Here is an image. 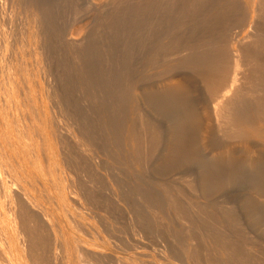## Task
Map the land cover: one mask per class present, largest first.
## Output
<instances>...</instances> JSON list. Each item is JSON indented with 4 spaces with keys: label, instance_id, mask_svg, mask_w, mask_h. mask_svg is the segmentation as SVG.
<instances>
[{
    "label": "rangeland",
    "instance_id": "374dc122",
    "mask_svg": "<svg viewBox=\"0 0 264 264\" xmlns=\"http://www.w3.org/2000/svg\"><path fill=\"white\" fill-rule=\"evenodd\" d=\"M33 1L35 0H0L1 45L2 39L4 38L3 45L2 47L0 46V53H2V55L0 54L2 58L0 59V112H3L0 113V120L3 119L2 121L4 124L0 123V128L2 130L0 131V143L3 145L0 144V149H4V151L0 150V155L3 153L1 155L3 158L0 156V161L2 163H0V166L5 173L4 176L8 178L9 175L11 177V175L14 176V174L17 173H14V170L18 169L19 172L22 170V173L24 172L23 175L28 177L27 179L29 181L26 180L29 182V184H27L28 188L31 191L33 189V195L37 197L41 203H44L47 210L50 211L48 212L51 217L49 221L52 220L50 225L54 226H51V230L56 229L55 231L53 230L52 233L51 230H49V238L51 237L50 239H52L50 242L52 241L53 243L55 241L53 244L51 243V247H54V244L56 245L53 251H57L56 253L58 254L61 252L62 254L60 255H63L62 250L59 251V243H56L55 240L58 235V229H63V235L60 236V238L62 237L61 239L64 240V245L67 244L65 240L69 242L67 244L68 246L66 245L68 248L66 251L67 253L64 255L67 256L70 253L66 264H71V262H73V264L76 262V264H264V148H261L264 147V139L253 137L243 132L245 134H242V139H244L245 142L248 141V146L251 148L250 153H247V151L245 152L246 148L236 139L234 134L237 133L234 131V128L227 124H222V126L219 125L220 128L217 127V125L212 127L209 133L210 138L207 136L208 138L205 139L203 136L204 134H202L199 129L202 125L199 124V121L196 123V120H200V104L209 102L210 96L205 92L202 95L201 93L203 91H198L196 85L194 88L190 86L187 89V87L182 86L173 87L165 82L169 71H178L181 69L189 70L193 67L192 60L195 59L199 61L200 59H204L203 57H209V54L213 56V54H216V51L228 48V44L232 42L231 38L233 34L231 33H234L236 30L240 32L239 38L241 42L243 39H246L248 42L243 40L244 43H241L242 46L240 45V50L245 49L251 51L252 48V52L256 53L257 57L260 56L259 61L264 65V21H262L264 20V11H260L257 8L254 0L253 2L251 0ZM194 3L196 4L195 6L193 5ZM27 4H29L30 7ZM235 4H237V6ZM33 7H36V9L39 7L47 12V20L42 23L41 27L40 24L31 22L29 18L30 11ZM229 7L231 10H229ZM236 7L237 9L235 10ZM198 11L203 13H198ZM9 12L10 14L8 15ZM191 15H193V19L195 20L190 18ZM217 16L220 18H217ZM199 17L200 19H198ZM211 17L214 18L212 19ZM256 17H260V19ZM224 19L226 22H224ZM252 20L257 22H253ZM206 22L208 26L205 24ZM37 24L38 26H36ZM210 27L213 30H209ZM207 28L209 33L207 32ZM34 30L36 32L38 30L39 32L36 33ZM188 31H192V33ZM46 32L48 34H46ZM159 32L162 34H159ZM253 32L254 34H252ZM157 33L160 35V38L158 36L155 37ZM186 34H191L190 38L194 37L195 39H189V36L187 37ZM257 34H259L260 37H257L259 36ZM206 36H208V38ZM244 36H246V38ZM156 38L157 40L155 41ZM5 40L7 41L5 42ZM19 40L20 42H18ZM48 41L51 42L49 43ZM149 41H151L150 44H148ZM145 42H148L147 44L149 46H147ZM193 42H196V44L192 45ZM6 43L8 47L4 46ZM9 43L12 47L9 46ZM28 43L30 44L28 45ZM185 43L186 45L189 43V46L186 47ZM213 44L217 45L214 46ZM243 44L245 46H243ZM16 45H18L17 48ZM24 45H26V47L22 48ZM27 45L29 47H27ZM248 45L251 47L249 48ZM182 46H185L184 49ZM47 47L50 48L48 49ZM172 50H174V54H170L171 52L173 53ZM258 50L259 52H257ZM204 52L205 54L203 55ZM199 53L202 55H199ZM20 54L25 57L21 59V56L19 57ZM28 54L31 55V59ZM163 55L165 56L163 57ZM160 56L162 57L160 58ZM17 57H19L21 61ZM24 58L25 60H23ZM32 58H34L35 61ZM185 58L190 59L191 66L190 64L187 65L188 63H182ZM36 59L41 60L37 61ZM48 63H50L51 67H48ZM53 63H55L54 65L56 66L52 71L50 69L54 66ZM19 65L20 67L22 66L21 69ZM13 67L15 69L17 68L18 72L12 69ZM7 68V72L10 70L8 74L6 72ZM46 70L48 72L51 71L54 76L52 74L50 75V72L47 73ZM65 70L67 74L63 73ZM34 71L35 73L33 75ZM54 71L56 72L55 74ZM61 71L62 74L66 75L65 77L60 74ZM22 73L24 76L26 75L25 78ZM261 73L264 74V67L261 69L260 74ZM13 74L17 78H15ZM39 74H42L40 77L43 76L45 82L43 77L39 78ZM58 75L61 76V78L63 76V79L66 78L64 79V81L67 80L66 83L63 82ZM10 78L12 79L10 80L11 83L8 81ZM19 79L21 80L19 81ZM25 81L31 82H27L28 86H26L27 83ZM61 81L64 85H62L63 83ZM255 81L256 86L254 88L249 84L244 85V88L246 86V94L251 91V88L257 91V93L255 92L252 94V97L256 94V99L255 97L251 98L250 92V94L248 93L244 96L243 102L248 106H253L256 101L262 98V102H264V79ZM35 82L37 84H35ZM23 84L26 85L23 86ZM69 84H72V86L70 85V89L68 87ZM6 86L10 91L6 89ZM13 86H15V91ZM35 86L38 87L36 88ZM46 88L52 91L48 89L46 91ZM4 90L6 92L8 90L10 93L7 94ZM25 90L27 91L26 94ZM38 91L39 93H37ZM55 91L58 93L56 94ZM260 91V95H257ZM13 93L15 95L12 96ZM4 94L8 96V99ZM22 94L23 98H20ZM43 94L44 97H42ZM64 94L65 96H63ZM69 94L72 96V101L74 100L72 103ZM30 95H33V100ZM131 95L134 96V102L138 112L142 115L143 119H145L144 121L147 124L148 131L151 132L150 129H152V132H155L153 135L157 136L155 139L153 135L146 134L150 137H145L147 140L144 139V145H142L137 159L136 156L130 153V148L125 144L127 141L124 139L126 138V121L130 115ZM35 97H37V100ZM65 97H67L66 101L62 99ZM18 98L20 103L17 102ZM207 98L208 100H206ZM42 99L43 101H47V106L45 103H40ZM252 99L255 100L252 101ZM169 101L170 103H168ZM6 102H9L8 105L13 104L15 107L11 105V108H13L10 110V106H8ZM14 102H16V105ZM24 103L30 104L32 107L30 105L27 106L29 109L31 107V109L29 110ZM3 104H5V106H3ZM53 104H56V107L55 105L53 107ZM43 105L45 108L44 110L42 108ZM33 106L36 107L35 110H33ZM67 107H69V110L67 109L66 111L65 108ZM52 109L54 111H52ZM70 109L73 110L74 113ZM17 110L19 112H17ZM36 110L37 112L39 111V113H35ZM31 111L36 115L35 117L34 115L31 116ZM45 111L50 113H46ZM66 112H68L67 115H65ZM102 112L103 115L106 113L108 117L106 114L103 116ZM37 114L44 116L42 119L47 116L45 121L41 119L40 115L37 117ZM68 114L69 117H67ZM189 114L196 118L195 126L193 124L194 122L190 123L193 126L186 122L181 123L184 118L183 115L189 116ZM21 115H23V118ZM18 116H20L21 119ZM50 116H53V119L50 118ZM13 117L14 121L12 120ZM57 117L58 119H56ZM38 118H40V123H43L42 125L37 121ZM19 120L20 123L22 122L21 124ZM15 121L18 123H14ZM12 123H14V125ZM148 124L150 125L148 126ZM183 124L188 127L186 126L184 128ZM1 125L4 127H1ZM35 125H37V127ZM23 126L27 127L23 128ZM60 126L62 128H60ZM15 128H19L18 134ZM37 128L41 129L42 133L38 130L37 134ZM50 128L52 129V132H50L52 135L49 134ZM173 128L176 129V131ZM3 129L5 130L3 131ZM24 129L25 132L26 130L27 132L22 134ZM47 129H49L48 132ZM62 129H64L65 132H63L64 130L62 131ZM19 130L23 131L21 132ZM53 130H55L56 134H60L61 132L63 135L62 138L66 140L64 147L66 146L65 148H67L69 152L63 149L65 151L63 152V158H61V147L58 145L59 143L55 138ZM6 131L9 132L5 133ZM14 132H16V136ZM74 132L75 135L77 134L75 142L67 140L65 136H70L74 134ZM27 133L30 136H28L29 138L24 137V134L26 136ZM39 133L41 137H39ZM218 133L220 138H218ZM7 134L8 136L6 137ZM211 134L213 135L211 136ZM214 135L217 136V139ZM151 136L154 137L153 142L152 139H150ZM3 137L5 138L3 139ZM27 138L33 139V143L30 139V141H28L29 144H26ZM45 138L47 139L46 141ZM223 138L226 145L225 143H221ZM35 139H37V141ZM219 139L221 140L219 141ZM20 142H22V144ZM40 142L43 149L39 144ZM67 142L68 144H66ZM238 142L240 144H238ZM15 143H18L19 148ZM54 143H56V146ZM217 143L219 144V148L217 147ZM8 144H10L9 147L6 146ZM31 144L34 150L33 152L30 150ZM232 144L233 147L235 146L234 149L232 148ZM87 145L90 146L88 147ZM238 145H240V147ZM20 146H22V148H20ZM37 146L40 147L37 148ZM49 146L50 148H48ZM53 147L55 149H53L54 154H52ZM57 147L59 152L56 150ZM221 147L224 148V150H222ZM226 148L229 150H226ZM14 150L18 155L13 154L15 153ZM41 150L45 151L46 154ZM30 151L32 153L36 152L35 156ZM49 151H51V153ZM228 151H232L233 153ZM26 152L28 154L27 156ZM70 152L74 153L73 157H70L72 156ZM87 152L88 155L85 154ZM5 155L10 158V160H8ZM49 155L50 158H52L51 160L48 159ZM52 155L56 157L54 156V158ZM65 155L71 160L75 159V161L73 160V162H71ZM44 156L48 157L44 158ZM92 156H94L95 159ZM63 159L70 161L65 162ZM5 160H7V164L4 162ZM11 160L16 161L13 163L18 164V166H14L15 164L13 163H8L12 162ZM48 160L52 163H49ZM29 161L30 164H28ZM56 161L59 164H57ZM74 162L76 164L77 162L79 163V165L77 164L78 167ZM69 163H74L72 164L73 167H70ZM65 165L66 167L68 166V168L70 167V170H68ZM12 166L17 167V169ZM81 166L84 168V172L81 170ZM74 167L75 169H73ZM9 169H11V171ZM73 170L76 171L75 173L78 174H76L78 177ZM10 172L11 174H9ZM79 176H81V178ZM83 179L85 181H83ZM88 180L90 182H88ZM39 183L45 186L46 191H43V188L41 190L42 185ZM35 187H37L36 190H34ZM86 190L89 191L87 192ZM89 193L90 195L92 194V198ZM48 194L50 196H48ZM47 200H50V202ZM89 200H91V202ZM76 201L78 202V206L80 205L79 203L83 206L78 207ZM176 203H179L178 205H180V208ZM61 205L62 207L64 205V207L62 208ZM72 208H74V210H72ZM179 210H183V212ZM71 211H73L74 214ZM62 213L67 214L63 215ZM68 216H74L75 219L72 220L74 217L69 219ZM66 217H68V219ZM70 220L72 221L70 222ZM75 222L77 224H75ZM193 240H195V243ZM70 242L73 244L70 245ZM75 243L79 245V248ZM80 249L83 251H78ZM73 252H75V254ZM86 252L89 253L90 258L82 254ZM58 254L56 255L57 257L59 256ZM71 254L73 257L70 256ZM70 259L71 262L69 261ZM210 260H212V262Z\"/></svg>",
    "mask_w": 264,
    "mask_h": 264
},
{
    "label": "bare ground",
    "instance_id": "6f19581e",
    "mask_svg": "<svg viewBox=\"0 0 264 264\" xmlns=\"http://www.w3.org/2000/svg\"><path fill=\"white\" fill-rule=\"evenodd\" d=\"M36 1V0H35ZM35 1H33V2H35ZM178 1V0H177ZM188 1V0H187ZM186 1V2H187ZM207 1V0H206ZM210 1H212V0H210ZM252 2H253V0H251ZM148 2V1H147ZM152 2V1H151ZM195 2H197V1H195ZM254 2H255V4L257 5V8L260 10V11H264V0H254ZM27 3V2H26ZM146 3V2H145ZM179 3V2H178ZM185 3V2H184ZM200 3H203V2H200ZM200 3H198V4H200ZM208 3V2H207ZM4 4V3H3ZM8 4V3H7ZM37 4V3H36ZM133 4V3H132ZM131 4V5H132ZM183 4V3H182ZM186 4V3H185ZM204 4V3H203ZM202 4V5H203ZM210 4H211V2H210ZM218 4H219V2H218ZM9 5V4H8ZM26 5V4H25ZM28 6H29V4H27ZM194 6L196 5L195 3L193 4ZM224 5V4H223ZM236 6H237V4H235ZM3 6V5H2ZM15 6V5H14ZM19 6V5H18ZM200 6V5H199ZM217 6H219V5H217ZM16 7V6H15ZM30 7V6H29ZM158 7V6H157ZM221 7V6H220ZM233 7V6H232ZM12 8V7H11ZM17 8V7H16ZM22 8V7H21ZM32 8V7H31ZM196 8V7H195ZM199 8V7H198ZM206 8V7H205ZM213 8V7H212ZM211 8V9H212ZM230 8V7H229ZM30 9V8H29ZM158 9V8H157ZM191 9V8H190ZM189 9V10H190ZM210 9V10H211ZM219 9V8H218ZM224 9V8H223ZM226 9V8H225ZM237 9V7L235 8V10ZM192 10V9H191ZM208 10V9H207ZM227 10V9H226ZM229 10H231V8L229 9ZM228 10V11H229ZM234 10V9H233ZM221 11V10H220ZM10 12H12V11H10ZM10 12L8 13V15L10 14ZM201 11H198V13H200ZM216 12V11H215ZM257 12V11H256ZM27 13V12H26ZM195 13V12H194ZM197 13V12H196ZM203 12H201V14H202ZM229 13V12H228ZM213 14H215V13H213ZM224 14V13H223ZM6 15V14H5ZM215 15H217V14H215ZM226 15H227V13H226ZM15 16V15H14ZM198 16H199V14H198ZM260 16V15H259ZM219 16H217V18H218ZM222 17V16H221ZM226 17V16H225ZM228 17H229V15H228ZM10 18H11V15H10ZM29 18H30V20H31V22H33V23H38V24H40V27H41V25H42V23L45 21V20H47V12L44 10V9H41V8H37L36 9V7L34 8L33 7V9L30 11V14H29ZM190 18H192V20H195V19H193V15H191V17ZM189 18V19H190ZM195 18V17H194ZM210 18V17H209ZM212 18V17H211ZM214 18V17H213ZM212 18V19H213ZM220 18V17H219ZM230 18V17H229ZM257 18V17H256ZM198 19H200V17L198 18ZM254 19V18H253ZM257 19H260V17L259 18H257ZM191 20V21H192ZM208 20H210V19H208ZM227 20H228V18H227ZM213 21V20H212ZM253 21V20H252ZM255 21V20H254ZM253 21V22H254ZM262 21H264V20H262ZM147 22H149V21H147ZM194 22V21H193ZM211 22V21H210ZM210 22H208V23H210ZM223 22V21H222ZM224 22H226L225 21V19H224ZM252 22V23H253ZM255 22H257V21H255ZM50 23V22H49ZM151 23V22H150ZM149 23V24H150ZM153 23V22H152ZM212 23V22H211ZM214 23V22H213ZM215 23H217V22H215ZM219 23V22H218ZM262 23V22H261ZM38 24L36 25V26H38ZM206 25H207V22L205 23ZM224 24V23H223ZM11 25V24H10ZM182 25V24H181ZM186 25V24H185ZM204 25V24H203ZM221 25V24H220ZM252 25V24H251ZM255 25V24H254ZM34 26V25H33ZM44 26H45V24H44ZM46 26H47V22H46ZM51 26V25H50ZM202 26V25H201ZM208 26V25H207ZM211 26H212V24H211ZM262 26V25H261ZM35 27V26H34ZM183 27V26H182ZM214 27V26H213ZM254 27V26H253ZM13 28V27H12ZM181 28V27H180ZM189 28V27H188ZM191 28H192V26H191ZM195 28H197V27H195ZM199 28H200V26H199ZM234 28V27H233ZM256 28V27H255ZM260 28V27H259ZM2 29V28H1ZM36 29V28H35ZM52 29V28H51ZM212 28L210 27V29L209 30H211ZM222 29V28H221ZM225 29V28H224ZM253 29V28H252ZM257 29V28H256ZM264 29V28H263ZM31 30V29H30ZM46 30V29H45ZM48 30H49V25H48ZM179 30V29H178ZM203 30V29H202ZM213 30V29H212ZM235 30V29H234ZM35 31V30H34ZM42 31V30H41ZM154 31H156V30H154ZM205 31V30H204ZM0 32H2L1 30H0ZM5 32V31H4ZM36 32V31H35ZM37 32H39L38 30H37ZM36 32V33H37ZM49 32V31H48ZM189 32V31H188ZM207 32L209 33V31H208V28H207ZM213 32V31H212ZM219 32H220V30H219ZM232 32H234V31H232ZM255 32V31H254ZM254 32L252 33V34H254ZM260 32V31H259ZM264 32V31H263ZM22 33V32H21ZM153 33V32H152ZM156 33V32H155ZM186 33H187V30H186ZM189 33H192V31L191 32H189ZM204 33V32H203ZM216 33V32H215ZM262 33V32H261ZM46 34H48L47 32H46ZM159 34H162V33H160L159 32ZM198 34V33H197ZM207 34V33H206ZM228 34V33H227ZM231 34H233V36H232V38H231V40H232V42H230L229 44H228V48H226V49H223V50H218V51H216V49H215V55L213 54V56H210V54L208 55L209 57H203L204 59H200L199 61H196L195 59L194 60H192V62H193V67H191L189 70L188 69H181V70H178V71H175V70H171V71H169V73H168V75L166 76V80H165V82L168 84V85H170V86H173V87H180V86H182V87H187V89L190 87V86H192L193 88L195 87V85H196V87L198 88V91H203L201 94L203 95V93L205 92L206 94H208V96H210V101L209 102H204V103H201L200 104V120L198 119V120H196V123H198V121H199V124H201L202 125V129L201 128H199L200 129V132L202 133V134H204L203 136L205 137V139H207L208 137L207 136H209V133H210V131H211V129H212V127H214V126H216L217 125V127H219V125L220 126H222V124H227L228 126L229 125H231L233 128H234V131L237 133V134H234L235 135V137H236V139L241 143V145H243L245 148H246V150H245V152L247 151V153L249 152L250 153V149L251 148H249V146H248V143L247 142H245L244 141V139H242V134H245V133H247L248 135H250V136H253V137H258V138H261V139H264V102H262L263 101V98L259 101H256L255 103H254V105L253 106H248L247 104H245L244 102H243V99L245 98L244 96L245 95H247L249 92L251 93V98H253V97H255V95L252 97V94H254L255 92L257 93V91L255 90V89H253L255 86H256V81L255 80H262V79H264V74L263 73H261L260 74V72H261V69L264 67V65L259 61V58H260V56L259 57H257V55H256V53H253L252 52V48H251V51L250 50H245V49H242V50H240V47L242 46L241 45V43L243 42V40H242V42H241V39L239 38V35H240V32L239 31H235L234 33H231ZM250 34H251V32H250ZM249 34V35H250ZM5 35V34H4ZM24 35V34H23ZM27 35V34H26ZM38 35V34H37ZM42 35V34H41ZM50 35V34H49ZM154 35V34H153ZM187 35V34H186ZM193 35H194V33H193ZM218 35V34H217ZM220 35V34H219ZM248 35V34H247ZM257 35H259V34H257ZM11 36V35H10ZM159 37L160 35H158V33H157V35L155 36V37ZM189 36V39H195L194 37H192V38H190V36H191V34L190 35H187V37ZM205 36V35H204ZM253 36V35H252ZM4 37V36H3ZM27 37V36H26ZM50 37V36H49ZM207 38H208V36H206ZM245 38H246V36H244ZM251 37V36H250ZM254 37V36H253ZM257 37H260V35L259 36H257ZM262 37V36H261ZM7 38V37H6ZM11 38V37H10ZM40 38H41V36H40ZM47 38V37H46ZM160 38V37H159ZM184 38V37H183ZM201 38V37H200ZM200 38H199V40H200ZM203 38V37H202ZM205 38V37H204ZM226 38V37H225ZM23 39V38H22ZM30 39V38H29ZM37 39V38H36ZM177 39V38H176ZM256 39V38H255ZM254 39V40H255ZM4 40V38L2 39V45H3V41ZM27 40H28V38H27ZM32 40H34V39H32ZM41 40V39H40ZM51 40V39H50ZM154 40V39H153ZM157 40V38L155 39V41ZM187 40V39H186ZM197 40V39H196ZM246 40V39H245ZM244 40V41H245ZM261 40H262V38H261ZM7 40H5V42H6ZM11 41H12V38H11ZM26 41V40H25ZM29 41V40H28ZM205 41H206V38H205ZM18 42H20V40L18 41ZM32 42V41H31ZM41 42H42V40H41ZM49 42V41H48ZM51 42V41H50ZM49 42V43H50ZM153 42V41H152ZM190 42H192V41H190ZM189 42V43H190ZM197 42H198V40H197ZM228 42V41H227ZM246 42H247V40H246ZM262 42V41H261ZM10 43H12V42H10ZM9 43V44H10ZM47 43V42H46ZM146 43V42H145ZM144 43V44H145ZM148 43V42H147ZM146 43V44H147ZM151 43V41H149V43L148 44H150ZM173 43V42H172ZM189 43L186 45V43H185V45H186V47H188L189 46ZM244 43V42H243ZM248 43V42H247ZM14 44V43H13ZM25 44H26V42H25ZM30 43H28V45H29ZM41 44H43V43H41ZM147 44V46H149ZM160 44V43H159ZM163 44H165V43H163ZM176 44H179V43H176ZM191 44V43H190ZM194 44H196V42H193V44L192 45H194ZM207 44V43H206ZM221 44V43H220ZM258 44V43H257ZM2 45L0 44V46L2 47ZM27 45V47H29ZM39 45V44H38ZM50 45H52V44H50ZM71 45V44H70ZM162 45V44H161ZM166 45V44H165ZM214 46H216L217 44H213ZM224 45V44H223ZM241 45V46H240ZM4 46H7V43H6V45L4 44ZM3 46V47H4ZM9 46H11V44L9 45ZM17 46L18 45H16V48H17ZM19 46H20V44H19ZM33 46H36V45H33ZM32 46V47H33ZM42 46V45H41ZM40 46V47H41ZM46 46V45H45ZM57 46H58V44H57ZM176 46H178V45H176ZM220 46V45H219ZM243 46H245L244 44H243ZM249 46V45H248ZM262 46H263V44H262ZM8 47V46H7ZM12 47V46H11ZM23 47H26V45H24V46H22V48ZM51 47V46H50ZM49 47V48H50ZM53 47V46H52ZM163 47H164V45H163ZM179 47H180V45H179ZM185 47V46H184ZM184 47L182 46V48L184 49ZM218 47V46H217ZM221 47V46H220ZM251 46H249V48H250ZM257 47V46H256ZM18 48H20V47H18ZM48 48V47H47ZM48 48V49H49ZM157 48V47H156ZM165 48V47H164ZM181 48V47H180ZM214 48V47H213ZM222 48V47H221ZM38 49H40V48H38ZM43 49V48H42ZM155 49V48H154ZM174 49H175V47H174ZM183 49H182V51H183ZM218 49V48H217ZM261 49H263V48H261ZM3 50V49H2ZM1 50V51H2ZM4 50H5V48H4ZM23 50V49H22ZM199 50V49H198ZM197 50V51H198ZM202 50V49H201ZM256 50V49H255ZM18 51V50H17ZM42 51V50H41ZM157 51V50H156ZM160 51V50H159ZM173 51V53L171 52L170 54H174V50H172ZM210 51V50H209ZM254 51V50H253ZM6 52V51H5ZM39 52H40V50H39ZM198 52H200V51H198ZM257 52H259V50L257 51ZM12 53V52H11ZM21 53H23V52H21ZM162 53V52H161ZM160 53V54H161ZM209 53V52H208ZM262 53V52H261ZM1 55H2V53H0ZM6 54V53H5ZM16 54V53H15ZM44 54V53H43ZM50 54V53H49ZM53 54V53H52ZM158 54V53H157ZM162 54H164V53H162ZM165 54H166V52H165ZM168 54V53H167ZM185 54V53H184ZM197 54V53H196ZM205 54V52L203 53V55ZM264 54V53H263ZM9 55V54H8ZM29 55V54H28ZM42 55V54H41ZM59 55V54H58ZM57 55V56H58ZM159 55V54H158ZM169 55V54H168ZM177 55V54H176ZM175 55V56H176ZM198 55V54H197ZM199 55H202V54H200L199 53ZM21 56V54L19 55V57ZM31 55H29V57H30ZM34 56H35V53H34ZM33 56V57H34ZM44 56V55H43ZM42 56V57H43ZM52 56V55H51ZM165 55H163V57H164ZM174 56V57H175ZM194 56H196V55H194ZM194 56H193V58H194ZM262 56V55H261ZM9 57V56H8ZM19 57H17V58H19ZM22 57H25L24 55L23 56H21V59H22ZM29 57H28V60H29ZM45 57V56H44ZM162 56H160V58H161ZM169 57H170V55H169ZM179 57V56H178ZM196 57H198V56H196ZM5 58H6V56H5ZM41 58V57H40ZM48 58V57H47ZM54 58H55V55H54ZM58 58V57H57ZM189 58V57H188ZM188 58H185L183 61H182V63H188L187 65H189L190 64V66H191V61H189L190 59H188ZM202 58V57H201ZM0 59H2L1 58V56H0ZM4 59V58H3ZM14 59H15V56H14ZM13 59V60H14ZM30 59H31V57H30ZM32 59H34V58H32ZM170 59V58H169ZM197 59V58H196ZM9 60V59H8ZM12 60V61H13ZM19 60H20V58H19ZM23 60H25V58L23 59ZM22 60V61H23ZM37 61L38 60H41V59H36ZM57 60H59V59H57ZM61 60V59H60ZM159 60H161V59H159ZM21 61V60H20ZM30 61V60H29ZM34 61H35V59H34ZM47 61V60H46ZM62 61V60H61ZM4 62H5V60H4ZM8 62V61H7ZM25 62V61H24ZM39 62H41V61H39ZM59 62V61H58ZM147 62H148V60H147ZM9 63V62H8ZM15 63V62H14ZM19 63V62H18ZM21 63V62H20ZM25 63H27V62H25ZM45 63V62H44ZM51 63V62H50ZM50 63H48L49 64V66L48 67H51L50 66ZM60 63V62H59ZM5 64V63H4ZM41 64V63H40ZM43 64V63H42ZM55 63H53V65H54ZM61 64V63H60ZM9 65V64H8ZM18 65V64H17ZM31 65V64H30ZM35 64L33 63V66H34ZM45 65V64H44ZM43 65V66H44ZM62 65V64H61ZM186 65V64H185ZM14 66H16V65H14ZM24 66V65H23ZM56 65H54L53 67H52V69H50V70H54ZM57 66H58V64H57ZM162 66V65H161ZM182 66V65H181ZM180 66V67H181ZM22 67V66H21ZM21 67H20V65H19V68L21 69ZM25 67H26V65H25ZM35 67V66H34ZM45 67V66H44ZM59 67H60V65H59ZM65 67V66H64ZM4 68V67H3ZM11 68V67H10ZM28 68V67H27ZM36 68L38 69V67L36 66ZM35 68V69H36ZM12 69H15L14 67L12 68ZM19 69V70H20ZM32 69V68H31ZM37 69H36V72H37ZM44 69V68H43ZM46 69H48V68H46ZM62 69H63V66H62ZM65 69V68H64ZM170 69V68H169ZM7 70H8V68L6 69V72H7ZM24 70V69H23ZM160 70V69H159ZM2 71V70H1ZM15 71H17V68L15 69ZM15 71H14V74H15ZM33 71V70H32ZM47 71V70H46ZM56 71H58V70H56ZM9 73H10V70L8 71ZM8 72H7V74H8ZM18 72V71H17ZM24 72V71H23ZM28 72V71H27ZM30 72V71H29ZM50 72V75L52 74L53 75V73L51 72V71H49ZM48 71H47V73H49ZM12 73H13V71H12ZM11 73V74H12ZM26 73V72H25ZM34 73H35V71L33 72V75H34ZM45 73V72H44ZM56 72L54 71V74H55ZM63 73H66V70H65V72H63ZM13 74V76L15 77V75ZM21 74V73H20ZM38 74V73H37ZM36 74V75H37ZM58 74V73H57ZM60 74H62V71L60 72ZM67 74V73H66ZM22 75H23V73H22ZM40 75H42V74H39V78H42V77H40ZM48 75V74H47ZM64 77L66 76V75H64V74H62ZM7 76V75H6ZM10 76V75H9ZM8 76V77H9ZM17 76V75H16ZM24 76V75H23ZM26 76V75H25ZM25 76H24V78H25ZM28 76V75H27ZM54 76V75H53ZM63 76H62V78H61V76H59L58 75V77L59 78H61L62 80H63V82H65L66 83V81L67 80H65L64 81V79H66V78H64L63 79ZM151 76V75H150ZM153 76V75H152ZM11 77V76H10ZM35 77V76H34ZM48 77H49V75H48ZM57 77V76H56ZM159 77V76H158ZM15 78H17V77H15ZM160 78V77H159ZM32 79V78H31ZM37 79V78H36ZM10 80H12L11 78L10 79H8V81H10ZM21 79H19V81H20ZM25 80V79H24ZM26 80H27V78H26ZM30 80V79H29ZM40 80V79H39ZM43 80H44V82H45V78L43 77ZM50 80V79H49ZM48 80V81H49ZM68 80H69V78H68ZM151 80H153V79H151ZM8 81H6V82H8ZM15 81V80H14ZM34 81V80H33ZM52 81V80H51ZM59 81V80H58ZM157 81V80H156ZM26 83L28 82V81H25ZM31 82V81H30ZM30 82H28V83H30ZM38 82H41V81H38ZM62 82V81H61ZM62 82V83H63ZM154 82V81H153ZM260 82V81H259ZM262 82V81H261ZM10 83H11V81H10ZM12 83H15V82H12ZM28 83H27V85L26 86H28ZM33 83V82H32ZM31 83V84H32ZM43 83V82H42ZM47 83V82H46ZM49 83H50V81H49ZM52 83V82H51ZM57 83H59V82H57ZM69 83V82H68ZM17 84H18V82H17ZM19 84L21 85V83L19 82ZM35 84H37L36 82H35ZM34 84V85H35ZM40 84V83H39ZM38 84V85H39ZM246 84H249V85H252L251 87H253V88H251V91H249L247 94H246V86H245V88H244V85H246ZM9 85V84H8ZM14 85V84H13ZM24 84H23V86H25ZM44 85H46V84H44ZM54 85H55V83H54ZM62 85H64V83L62 84ZM61 85V86H62ZM70 85L72 86V84H69V89H70ZM156 85V84H155ZM16 86V85H15ZM15 86H13L14 87V91H15ZM66 86V85H65ZM11 87H12V85H11ZM18 87H20V86H18ZM32 87V91H33V85L31 86ZM36 87V86H35ZM38 87V86H37ZM36 87V88H37ZM40 87H42V86H40ZM40 87H39V89H40ZM48 87V86H47ZM258 87V86H257ZM10 88V87H9ZM50 88V87H49ZM249 88V87H248ZM6 89H8V87L6 86ZM11 89V88H10ZM18 89V88H17ZM47 89L48 88H46V91H47ZM61 89V88H60ZM196 89V88H195ZM194 89V90H195ZM250 89V88H249ZM9 90V89H8ZM8 90H7V94H9L10 92H8ZM13 90V89H12ZM20 90V89H19ZM22 90V89H21ZM35 90V89H34ZM42 90V89H41ZM48 90H50V89H48ZM68 90V89H67ZM193 90V91H194ZM259 90V89H258ZM261 90V89H260ZM10 91V90H9ZM13 91V92H14ZM27 91H28V89H27ZM26 90H25V94H26V92H27ZM31 91V92H32ZM43 91V90H42ZM50 91H52V90H50ZM192 91V90H191ZM248 91V90H247ZM18 92V91H17ZM30 92V91H29ZM49 92V91H48ZM174 92V91H173ZM180 92H181V89H180ZM16 93V92H15ZM23 93V92H22ZM34 93V92H33ZM37 93H39V91L37 92ZM43 93V92H42ZM55 93H56V91H55ZM58 93V92H57ZM56 93V94H57ZM195 93V92H194ZM249 93V94H250ZM260 93H261V91L259 92V94H257V95H260ZM17 94V93H16ZM20 94H21V91H20ZM24 94V93H23ZM23 94H22V97L20 96V98H23ZM35 94V93H34ZM44 94H45V92H44ZM44 94H43V96L42 97H44ZM46 94H47V92H46ZM188 94V93H187ZM5 95V94H4ZM13 95H15L14 93L12 94V96ZM19 95V94H18ZM51 95V94H50ZM70 95V94H69ZM182 95H183V93H182ZM185 95V94H184ZM201 95V96H202ZM7 95H5V97H6ZM25 96H27V95H25ZM25 96H24V98H25ZM32 96V97H31ZM36 96V95H35ZM38 96V95H37ZM40 96V95H39ZM47 96V95H46ZM63 96H65V94L63 95ZM71 96V95H70ZM174 96H175V94H174ZM177 96V95H176ZM200 96V97H201ZM249 96V97H250ZM30 97L32 98V100H33V95H30ZM51 97V96H50ZM59 97H60V95H59ZM171 97V96H170ZM205 97V96H204ZM207 97V96H206ZM36 98V100H37V97H35ZM41 98V97H40ZM47 98V97H46ZM53 98H54V96H53ZM52 98V99H53ZM55 98H56V96H55ZM58 98V97H57ZM67 97H65V98H62V99H65V101L67 100L66 99ZM71 98V103L74 101H72V96L70 97ZM202 98V97H201ZM7 99H8V96H7ZM61 99V100H62ZM255 99H256V97H255ZM255 99H252V101L253 100H255ZM12 100H13V98H12ZM11 100V101H12ZM15 100H16V97H15ZM29 100H31V99H29ZM35 100V101H36ZM48 100V99H47ZM174 100V99H173ZM206 100H208V98L206 99ZM249 100V99H248ZM5 101H6V99H5ZM9 101V100H8ZM14 101V100H13ZM20 101H21V99H20ZM41 101V100H40ZM50 101H51V98H50ZM58 101H59V99H58ZM78 101V100H77ZM76 101V102H77ZM130 101H131V106H130V115L128 116V118H127V121H126V130H125V136H126V138H124V139H126V145H128V147L130 148V153L132 154V155H134V156H136V159L138 158V156H139V154H140V151H141V147H142V145H144L143 143H144V139H146L145 137H150V136H148V135H153L155 132H152V129H150V131L151 132H149L148 131V127L146 126L147 124H146V122L144 121L145 119H143V117H142V115L138 112V110H137V107H136V105H135V102H134V96H132L131 95V97H130ZM17 102H19V98H18V101ZM24 102V101H23ZM22 102V103H23ZM26 102L28 103V101L26 100ZM31 102V101H30ZM29 102V103H30ZM46 102L47 101H43V99H42V101L40 102V103H45V105H46ZM53 102V101H52ZM62 102V101H61ZM68 102V101H67ZM76 102H75V104H76ZM173 102V101H172ZM5 103V102H4ZM7 103V102H6ZM9 103V102H8ZM8 103H7V105H8ZM15 103V105H16V102H14ZM20 103V102H19ZM32 103V102H31ZM54 103V102H53ZM59 103H60V101H59ZM65 103V102H64ZM168 103H170V101L168 102ZM167 103V104H168ZM251 103V102H250ZM24 104H26V103H24ZM37 104V103H36ZM48 104H49V102H48ZM63 104V103H62ZM62 104H61V107H62ZM74 104V105H75ZM161 104V103H160ZM7 105H6V107H7ZM11 105H13V104H11ZM11 105H8V106H10V110H12V108H11ZM28 104H26V107H28L27 106ZM33 105V104H32ZM51 105V104H50ZM54 105H55V107H56V104H53V107H54ZM78 105V104H77ZM3 106H5V104H3ZM14 106V105H13ZM23 106V105H22ZM31 106V105H30ZM34 106H36V105H34ZM33 106V110H35V108L36 107H34ZM41 106H42V104H41ZM47 106V105H46ZM49 106V105H48ZM68 106H69V103H68ZM72 106V105H71ZM70 106V107H71ZM170 106V105H169ZM175 106V105H174ZM5 107V108H6ZM15 107V106H14ZM18 107H19V105H18ZM17 107V108H18ZM26 107H25V110H26ZM32 107V106H31ZM31 107H30V109H31ZM166 107V106H165ZM20 108H21V106H20ZM19 108V110L21 111V109ZM23 108V107H22ZM43 110L45 109L44 108V105H43ZM59 108H60V106H59ZM63 108V107H62ZM69 107H67V108H65L66 109V111H67V109H68ZM78 108V107H77ZM161 108H162V106H161ZM16 109V108H15ZM28 109H29V107H28ZM29 109V110H30ZM39 109V108H38ZM164 109V108H163ZM177 109V108H176ZM176 109H175V111H176ZM8 110H9V108H8ZM56 110V109H55ZM60 110V109H59ZM69 110V109H68ZM71 110V109H70ZM172 110V109H171ZM178 110V109H177ZM184 110V109H183ZM188 110V109H187ZM1 111H2V109H1ZM4 111H6V110H4ZM16 111V110H15ZM22 111H23V109H22ZM40 111H42V110H40ZM46 111H48V110H46ZM45 111V112H46ZM52 111H54L53 109H52ZM73 113H74V111L73 110H71ZM70 111V112H71ZM167 111H168V109H167ZM7 112V111H6ZM17 112H19L18 110H17ZM24 112V111H23ZM23 112H22V114H23ZM37 112V110L35 111V113ZM57 112V111H56ZM60 112V111H59ZM62 112V111H61ZM69 112V111H68ZM68 112H66V114L65 115H67V113ZM77 112V111H76ZM166 112V111H165ZM169 112V111H168ZM190 112V111H189ZM0 113H3V112H0ZM8 113V112H7ZM10 113V112H9ZM13 113V112H12ZM30 113H32V115L31 116H33L34 115V117L36 116L35 114H33V111H31ZM37 113H39V111L37 112ZM46 113H50V112H46ZM58 113V112H57ZM65 113V112H64ZM63 113V114H64ZM105 113V112H104ZM170 113V112H169ZM172 113H175V112H172ZM14 114V113H13ZM16 114V113H15ZM24 114H26V113H24ZM29 114V113H28ZM41 114H42V112H41ZM55 114V113H54ZM106 114V113H105ZM105 114L103 115V112H102V115L103 116H105ZM4 115V114H3ZM27 115V114H26ZM38 115H40V114H37V117H38ZM51 115H52V113H51ZM61 115H62V113H61ZM71 115V114H70ZM74 115V114H73ZM107 115V114H106ZM1 116V115H0ZM6 116H7V114H6ZM5 116V117H6ZM10 116V115H9ZM14 116V115H13ZM59 116V115H58ZM77 116V115H76ZM182 116V115H181ZM184 116V118L182 119V122L181 123H183V122H186V123H188V124H190L191 122H194L193 124H194V126L196 125L195 124V117H193V115L192 116H190V114H189V116H185V115H183ZM18 117H20V116H18ZM21 117L23 118V115H21ZM21 117H20V119H21ZM40 117H41V119H42V117H44V116H42V115H40ZM47 116H45V118H46ZM67 117H69V114H68V116ZM107 117H108V115H107ZM107 117H105V118H107ZM45 118H43L42 120H44L45 121ZM50 118H52L53 119V116L51 117L50 116ZM50 118H47V119H50ZM60 118H62V117H60ZM73 118V117H72ZM179 118V117H178ZM177 118V119H178ZM6 119V118H5ZM5 119H4V121H5ZM14 119V117L12 118V120ZM25 119V118H24ZM29 119V118H28ZM35 119V118H34ZM39 119L40 118H38V122L40 123L41 121H39ZM56 119H58V117L56 118ZM55 119V120H56ZM66 119V118H65ZM69 119V118H68ZM102 119V118H101ZM3 120V119H2ZM2 120H0L1 122V124H3V121ZM31 120V119H30ZM36 120V119H35ZM60 120V119H59ZM58 120V121H59ZM63 120V119H62ZM61 120V121H62ZM76 120H77V118H76ZM79 120V119H78ZM11 121V120H10ZM14 121V120H13ZM22 121H24V120H22ZM33 121V120H32ZM49 121V120H48ZM54 121V120H53ZM64 121V120H63ZM62 121V122H63ZM69 121V120H68ZM105 121H106V119H105ZM176 121H178V120H176ZM12 122V121H11ZM30 122V121H29ZM28 122V123H29ZM34 122V121H33ZM57 122V121H56ZM74 122H76V121H74ZM80 122V121H79ZM179 122V121H178ZM5 123V122H4ZM9 123V122H8ZM14 123H18L17 121H15ZM14 123H12L13 125H14ZM19 123H20V120H19ZM22 123V122H21ZM20 123V124H21ZM27 123V122H26ZM25 123V124H26ZM82 123V122H81ZM107 123V122H106ZM175 123V122H174ZM34 124H35V122H34ZM33 124V125H34ZM37 124V123H36ZM41 124V123H40ZM43 124V123H42ZM41 124V125H42ZM52 124V123H51ZM55 124V123H54ZM76 124V123H75ZM83 124V123H82ZM176 124V123H175ZM180 124V123H179ZM4 125V124H3ZM3 125H1V127L3 126ZM17 125V124H16ZM15 125V126H16ZM30 125H31V123H30ZM40 125V126H41ZM74 125V124H73ZM150 124H148V126H149ZM181 125V124H180ZM190 125H192V124H190ZM189 125V126H190ZM15 126H13V127H15ZM20 126H22V125H20ZM36 127H37V125H35ZM58 126V125H57ZM62 126V125H61ZM60 126V128H62ZM65 126V125H64ZM183 126H184V124H183ZM187 126V125H186ZM186 126H184V128L186 127ZM193 126V125H192ZM224 126V125H223ZM228 126H227V129L229 130V128H228ZM4 127V126H3ZM25 127H27V126H25ZM24 126H23V128H25ZM39 127V126H38ZM41 127H43V126H41ZM51 127V126H50ZM53 127V126H52ZM66 127V126H65ZM188 127V126H187ZM200 127V126H199ZM216 127V128H217ZM224 127H226V126H224ZM223 127V129H224V131H225V128ZM7 128V127H6ZM22 128V127H21ZM32 128V127H31ZM33 128H34V126H33ZM32 128V129H33ZM49 128V127H48ZM57 128V127H56ZM56 128H53V129H56ZM84 128V127H83ZM153 128V127H152ZM176 128H177V126H176ZM178 128H182V127H178ZM220 128V127H219ZM222 128V127H221ZM231 128V127H230ZM232 128V129H233ZM16 129V128H15ZM14 129V130H15ZM18 129L19 128H17L16 130H17V134L19 133L18 132ZM30 129V128H29ZM29 129H28V131H29ZM46 129V128H45ZM51 129V128H50ZM65 129V128H64ZM64 129H62V131L64 130ZM73 129V128H72ZM82 129V128H81ZM174 129V128H173ZM5 129H3V131H4ZM9 130V129H8ZM38 130H40L41 131V129H38L37 128V130H36V132L38 131ZM61 130V129H60ZM60 130H59V132H60ZM77 130H79V129H77ZM159 130V129H158ZM175 131H176V129H174ZM218 130V129H217ZM216 130V131H217ZM0 131H2L1 130V128H0ZM19 131H21V130H19ZM23 131V130H22ZM21 131V132H22ZM44 131V130H43ZM49 131V129H47V132ZM80 131V130H79ZM111 131V130H110ZM180 131V130H179ZM233 131V132H234ZM7 132H9V131H6L5 133H7ZM25 132V129H24V131L22 132V134ZM26 132H27V130H26ZM25 132V133H26ZM30 132V131H29ZM31 132H32V130H31ZM35 132V131H34ZM45 132V131H44ZM50 132H52V129L49 131V134H50ZM63 132H65V130L63 131ZM71 132H72V130H71ZM81 132V131H80ZM149 132V133H148ZM178 132V131H177ZM219 132V131H218ZM243 132H245V133H243ZM2 133V132H1ZM4 133V134H5ZM15 133V136L17 135L16 134V132H14ZM41 133H42V131H41ZM53 133H54V135H55V138H56V140L58 141V145L61 147V153H62V155H61V158H63V152H65L63 149H66V151H67V148H65L64 147V145H65V139H63L62 137H63V135L61 134V132H60V134L58 133V134H56L55 133V130H53ZM68 133H69V131H68ZM84 133V132H83ZM151 133V134H150ZM29 134H31V133H29ZM33 134V133H32ZM37 134H38V132H37ZM47 134V133H46ZM46 134H45V136H46ZM48 134V135H49ZM146 134H148V135H146ZM231 134V133H230ZM233 134V133H232ZM246 134V135H247ZM36 135V134H35ZM50 135H52V134H50ZM77 135V134H76ZM76 135H75V132H74V134H72V135H70V136H65V137H67V140H69V141H72V142H75V140H76ZM213 134H211V136H212ZM220 135L222 136V134H221V132H220ZM8 136V134L6 135V137ZM10 136V135H9ZM20 136V135H19ZM29 135H28V133H27V135L25 136V134H24V137H28ZM113 136V135H112ZM154 137H155V139L157 138V136H155V135H153ZM153 136H151V138L150 139H152V142H153V139H154V137ZM214 136H216V135H214ZM218 136H219V133H218ZM21 137H22V135H21ZM23 137V138H24ZM30 137V136H29ZM28 137V138H29ZM39 137H41L40 136V133H39ZM52 137V136H51ZM79 137V136H78ZM83 137V136H82ZM88 137V136H87ZM124 137V136H123ZM177 137V136H176ZM203 137V138H204ZM0 138H1V136H0ZM5 137H3V139H4ZM26 139V141L28 142V141H30V139ZM33 138H34V135H33ZM209 138H210V136H209ZM218 138H220V136L218 137ZM83 139V138H82ZM85 139H87V138H85ZM216 139H217V136H216ZM22 140V139H21ZM24 140V139H23ZM32 140L33 139H31V142H32ZM36 141H37V139H35ZM34 140V141H35ZM38 140H39V138H38ZM47 139L45 138V141H46ZM52 140V139H51ZM78 140V139H77ZM147 140V139H146ZM221 139H219V141H220ZM226 140V139H225ZM12 141V140H11ZM16 141V140H15ZM43 141V140H42ZM49 141V140H48ZM54 141V140H53ZM82 141H84V140H82ZM89 141H90V139H89ZM125 141V140H124ZM150 141V140H149ZM223 141V142H222ZM236 141V140H235ZM26 142V144H29V142L27 143ZM81 142V141H80ZM159 142V141H158ZM217 142V141H216ZM238 142V144H240ZM4 143V142H3ZM8 143H10V142H8ZM21 144H22V142H20ZM19 143V144H20ZM25 143V142H24ZM33 143V142H32ZM44 143V142H43ZM47 143V142H46ZM45 143V144H46ZM84 143V142H83ZM89 143V142H88ZM214 143V142H213ZM219 143V142H218ZM217 143V144H218ZM221 143H225V145H226V142L224 141V138H223V140H221ZM228 143H230V142H228ZM227 143V144H228ZM233 143V142H232ZM235 143V142H234ZM233 143V144H234ZM236 143H237V141H236ZM235 143V144H236ZM1 144V143H0ZM16 145H18V143H15ZM37 144V143H36ZM40 145H41V142L39 143ZM56 143H54V145H55ZM66 144H68V142L66 143ZM86 144V143H85ZM211 144H212V142H211ZM233 144H232V148L234 149V147H233ZM257 144H258V142H257ZM2 145V144H1ZM35 145V144H34ZM82 145V144H81ZM81 145H80V147H81ZM84 145V144H83ZM214 145V144H213ZM225 145H224V147H225ZM3 146V145H2ZM6 146H10V144H8V145H6ZM12 146V145H11ZM15 146V145H14ZM36 146V145H35ZM45 146H48V145H45ZM45 146H44V148H45ZM56 146V145H55ZM79 146V145H78ZM88 147L90 146V145H87ZM125 146V145H124ZM146 146V145H145ZM205 146V145H204ZM215 146H216V143H215ZM229 146H230V144H229ZM239 147H240V145H238ZM263 146V145H262ZM25 147V146H24ZM23 147V149H25ZM38 147H40V146H37V148ZM218 148H219V144H218V146H217ZM222 147H223V145H222ZM221 147V148H222ZM242 147V146H241ZM244 147H243V149H244ZM253 147V146H252ZM256 148H258L257 146H255ZM3 148V147H2ZM18 148H19V145H18ZM20 148H22V146H20ZM36 148V147H35ZM36 148V149H37ZM41 148L43 149V147H42V145H41ZM47 148V147H46ZM48 148H50V146L48 147ZM86 148V147H85ZM92 148H93V146H92ZM95 148V147H94ZM227 148H228V146H227ZM226 148V150H229V149H227ZM230 148V147H229ZM261 148H264V147H261ZM16 149V148H15ZM54 149V147L52 148V150ZM60 149V148H59ZM78 149V148H77ZM77 149L75 150L76 151V156H77ZM0 150H3L4 151V149H0ZM10 150V149H9ZM27 150H28V148H27ZM30 150H32V152L34 151L33 149H32V144H31V148H30ZM45 150V149H44ZM48 150V149H47ZM46 150V151H47ZM55 150V149H54ZM54 150L52 151V154H54ZM57 151H58V147H57V149H56ZM79 150V149H78ZM89 150V149H88ZM222 150H224V148H222ZM25 151H26V149H25ZM42 152H44L45 154H46V152L45 151H43V150H41ZM41 151H38V152H41ZM74 151V150H73ZM74 151V152H75ZM83 151V150H82ZM145 151V150H144ZM212 151V150H211ZM242 151V150H241ZM254 151V150H253ZM257 151V150H256ZM1 152V151H0ZM12 152V151H11ZM14 152L15 153H13V154H16V151L14 150ZM19 152V151H18ZM31 152V151H30ZM31 152V153H32ZM50 153H51V151H49ZM59 152V151H58ZM67 152H69V151H67ZM81 152V151H80ZM94 152V151H93ZM228 152H231V153H233L232 151H228ZM6 153H7V151H6ZM36 153V152H35ZM35 153H32V154H34V156H35ZM55 153H56V151H55ZM71 153V152H70ZM89 153H90V150H89ZM95 153V152H94ZM215 153V152H214ZM217 153H219V152H217ZM223 153H224V151H223ZM241 153V152H240ZM3 153H1V155H2ZM9 154H10V152H9ZM22 154V153H21ZM48 154V153H47ZM72 154V156H70V157H73V152L71 153ZM85 154H87L88 155V152L87 153H85ZM92 154V153H91ZM90 154V155H91ZM229 154V153H228ZM241 154H244L243 152L241 153ZM0 155V156H1ZM12 155V154H11ZM16 155H18V154H16ZM25 155V154H24ZM23 155V156H24ZM28 154H27V152H26V156H27ZM57 155H58V153H57ZM68 155V154H67ZM70 155V154H69ZM232 155V154H231ZM244 155H246V154H244ZM248 155H250V154H248ZM13 156V155H12ZM22 156V155H21ZM30 156H32V155H30ZM33 156V157H34ZM40 156H41V154H40ZM42 156H43V153H42ZM55 156V155H54ZM53 155H52V157H54ZM59 156V155H58ZM75 156V155H74ZM228 156V155H227ZM230 156V155H229ZM5 157H7L6 155H5ZM11 157V156H10ZM17 157V156H16ZM19 157V156H18ZM46 156H44V158H45ZM48 157V156H47ZM46 157V158H47ZM56 157V156H55ZM54 157V158H55ZM65 157H66V155H65ZM78 157H79V155H78ZM93 158H94V156H92ZM254 157H255V155H254ZM1 158H3L2 156H1ZM8 158V157H7ZM7 158H4V159H7ZM14 158V157H13ZM28 158V157H27ZM26 158V159H27ZM31 158V157H30ZM35 158V157H34ZM37 158H38V156H37ZM53 158V159H54ZM58 158V157H57ZM66 158H68V159H70L69 157H66ZM75 158V157H74ZM81 158V157H80ZM244 158V157H243ZM248 158V157H247ZM41 159H43V158H41ZM48 159H52V158H50V155H49V158ZM59 159V158H58ZM95 159V158H94ZM2 160V159H1ZM8 160H10V158H8ZM13 160V159H12ZM11 160V161H12ZM38 160V159H37ZM45 160H47V159H45ZM65 159H63V161H64ZM71 160V159H70ZM70 160H67L68 162L70 161ZM74 161H75V159H73ZM73 160H71V162H73ZM18 161V160H17ZM28 161V160H27ZM35 161V160H34ZM42 161H44V160H42ZM66 160H65V162H67ZM6 164H7V160H5L4 161ZM13 162H16V161H12V162H8V163H13ZM39 162V161H38ZM48 162H49V160H48ZM55 162V161H54ZM137 162V161H136ZM0 163H1V161H0ZM44 163V162H43ZM49 163H52V162H49ZM56 163H57V161H56ZM75 163V162H74ZM74 163H72V164H74ZM2 164V163H1ZM0 164V165H1ZM13 164H15V163H13ZM28 164H30V161H29V163ZM57 164H59V163H57ZM56 164V165H57ZM65 164H67V163H65ZM70 164V163H69ZM68 164V165H69ZM72 164H70V167L72 166L73 167V165ZM76 164V163H75ZM77 164L79 165V163L77 162ZM76 164V165H77ZM18 166V164H15L14 166ZM23 165V164H22ZM37 165V164H36ZM35 165V166H36ZM51 165V164H50ZM53 165V164H52ZM78 165H77V167H78ZM10 166H11V164H10ZM14 166H12V167H14ZM31 166H32V164H31ZM41 166V165H40ZM64 166V165H63ZM75 166V165H74ZM4 167V166H3ZM23 167V166H22ZM44 167V166H43ZM42 167V168H43ZM59 167V166H58ZM57 167V168H58ZM65 167H66V165H65ZM69 167V168H70ZM76 167V168H77ZM82 167V166H81ZM80 167V168H81ZM5 168V167H4ZM9 168V167H8ZM14 168H16L17 169V167H14ZM35 168V167H34ZM41 168V169H42ZM53 168H55V167H53ZM60 168V167H59ZM64 168V167H63ZM66 168H68V166L66 167ZM68 168V170H70ZM7 169V168H6ZM24 169V168H23ZM62 169V168H61ZM72 169V168H71ZM73 169H75V167L73 168ZM10 171H11V169H9ZM13 170V169H12ZM18 170V169H17ZM17 170H14L15 172L14 173H16V174H14V176L13 175H11V177H10V175H9V178L8 177H6V176H4V172H3V170L1 169V166H0V264H66L67 263V258L69 259V254L66 256V255H64L65 253H67L66 251H67V247H66V245L69 243L68 242V240H65V241H67V244L66 245H64V240H62L61 238H60V236H62L63 235V229L61 230V229H58V235H57V237L55 238V240H56V243H59V247H60V249H59V251L60 250H62V252H63V255H60V254H62L61 252H60V254H58V253H56L57 251H53V250H55V244L53 245L54 247H51V245L55 242H53L52 243V241L50 242V240H52V239H50L49 238V230H51V226L52 225H50L51 223V221H49V218H51L50 216H49V214H48V212H50V211H48L47 210V208H46V206L44 205V203H41V201H39L38 200V198L37 197H35L34 195H33V193H32V191H33V189H32V191L28 188V185L27 184H29V182H27L26 180H28L27 178L28 177H25V175H23V173H22V170H20L21 172H19V170L17 171ZM38 170V169H37ZM64 170V169H63ZM80 170V169H79ZM82 171L84 170V168L82 167V169H81ZM80 170V171H81ZM8 171V170H7ZM25 171V170H24ZM57 171V170H56ZM74 171V173L76 172L75 170H73ZM78 171V170H77ZM85 171V170H84ZM83 171V172H84ZM13 172V171H12ZM58 172H59V170H58ZM61 172V171H60ZM65 172V171H64ZM72 172V171H71ZM82 172V173H83ZM29 173V172H28ZM73 173V172H72ZM73 173V174H74ZM8 174V173H7ZM9 174H11V172L9 173ZM57 174V173H56ZM71 174V173H70ZM77 173H75V175H76ZM61 175V174H60ZM66 175V174H65ZM78 175V174H77ZM76 175V176H77ZM80 175H82V174H80ZM27 176V175H26ZM67 176V175H66ZM70 176V175H69ZM58 177H60V176H58ZM61 177H62V175H61ZM68 177V176H67ZM66 177V178H67ZM71 177V176H70ZM74 177V176H73ZM72 177V178H73ZM78 177V176H77ZM80 178H81V176H79ZM39 178V177H38ZM35 179H37V178H35ZM62 179V178H61ZM71 179V178H70ZM67 180V179H66ZM69 180V179H68ZM29 181V180H28ZM38 181V180H37ZM71 181V180H70ZM83 181H85L84 179H83ZM41 182V181H40ZM62 182H63V180H62ZM66 182H68V181H66ZM75 182H76V179H75ZM82 182V181H81ZM88 182H90L89 180H88ZM40 184V183H39ZM40 185H42V187H41V190H42V188H43V191H46L45 190V186L43 185V184H40ZM68 185V184H67ZM71 185H72V182H71ZM70 185V186H71ZM84 185V184H83ZM32 186V185H31ZM29 187H30V185H29ZM34 187V186H33ZM33 187H31V188H33ZM36 188L37 187H35V189L34 190H36ZM54 188V187H53ZM76 188V187H75ZM83 188H84V186H83ZM67 189V188H66ZM87 191V190H86ZM89 191V190H88ZM87 191V192H88ZM78 192H79V190H78ZM46 193H48V192H46ZM61 193V192H60ZM36 194H37V192H36ZM44 194V193H43ZM89 195H90V193H89ZM92 195V194H91ZM90 195V196H91ZM47 196V195H46ZM48 196H50L49 194H48ZM42 197V196H41ZM57 197H59V196H57ZM67 197V196H66ZM73 197V196H72ZM45 198H47V197H45ZM60 198V197H59ZM69 199H71L70 197H68ZM91 198H92V196H91ZM62 199H63V197H62ZM67 199V198H66ZM44 200V199H43ZM54 200V199H53ZM73 200H74V198H73ZM76 200V199H75ZM175 200V199H174ZM48 201V200H47ZM63 201V200H62ZM69 201V200H68ZM72 201V200H71ZM84 201V200H83ZM90 202H91V200H89ZM48 202H50V200L48 201ZM54 202H55V200H54ZM70 202V201H69ZM77 202V201H76ZM90 202H89V204H90ZM71 203V202H70ZM172 203H174V202H172ZM61 204V203H60ZM76 204V203H75ZM74 204V205H75ZM80 205L79 206H81V203H79ZM88 204V203H87ZM177 205L179 204V203H176ZM66 205V204H65ZM70 206V205H69ZM68 206V207H69ZM73 206V205H72ZM77 206H78V202H77ZM78 206V207H79ZM83 206V205H82ZM81 206V207H82ZM174 206H175V204H174ZM179 206V208H180V205H178ZM178 206H177V208H178ZM54 207V206H53ZM61 207H62V205H61ZM63 207H64V205H63ZM62 207V208H63ZM66 207V206H65ZM71 207V206H70ZM51 208V207H50ZM176 208V207H175ZM193 209V208H192ZM2 210H5V211H2ZM68 210V209H67ZM66 210V211H67ZM72 210H74V208H72ZM77 210V209H76ZM178 210V209H177ZM52 211V210H51ZM63 211V210H62ZM64 211H65V209H64ZM180 211V210H179ZM182 212H183V210H181ZM180 211V212H181ZM71 212H73V211H71ZM76 212V211H75ZM67 213H68V211H67ZM66 213V214H67ZM78 213V212H77ZM52 214H54V213H52ZM52 214H50V215H52ZM63 215H66V214H64V213H62ZM72 214V213H71ZM73 214H74V212H73ZM72 214V215H73ZM76 214V213H75ZM79 214V213H78ZM183 214V213H182ZM185 214V213H184ZM70 216V215H69ZM68 216V217H69ZM68 217H66L67 219H68ZM72 217V216H71ZM71 217H69V219L71 218ZM74 217V216H73ZM72 217V218H73ZM53 218H54V216H53ZM59 219V218H58ZM75 219V217L72 219V220H74ZM78 219V218H77ZM72 220H70V222L72 221ZM68 221V220H67ZM77 221V220H76ZM53 223V222H52ZM73 223V222H72ZM70 224V223H69ZM75 224H77L76 222H75ZM74 224V225H75ZM73 225V226H74ZM58 226V225H57ZM60 226V225H59ZM64 226V225H63ZM52 227H54V226H52ZM62 227V226H61ZM75 227H76V225H75ZM57 228V227H56ZM64 228V227H63ZM66 228V227H65ZM54 230V229H53ZM53 230H51V233H52V231ZM56 230V229H55ZM54 230V231H55ZM56 233V232H55ZM66 233V232H65ZM57 234V233H56ZM53 235V234H52ZM68 235H70V234H68ZM68 235H66V236H68ZM65 237V236H64ZM64 237H63V239H64ZM72 237H74V236H72ZM71 237V239L74 241V239ZM68 239V238H67ZM195 240H193V242H194ZM78 242H79V240H78ZM52 243V244H51ZM71 243V242H70ZM195 243V242H194ZM193 243V244H194ZM73 243H71L70 245H72ZM77 243H75V245H76ZM69 245V246H70ZM81 245V244H80ZM197 245H199V244H197ZM68 246V245H67ZM79 245L77 244V247H78ZM72 247V246H71ZM82 247V246H81ZM76 248V247H75ZM79 248V247H78ZM77 248V249H78ZM74 249V248H73ZM82 249V248H81ZM78 250V251H83V250ZM198 249V248H197ZM70 250V249H69ZM186 250V249H185ZM58 251V252H59ZM76 251V250H75ZM77 251V252H78ZM70 252H72V251H70ZM49 253V254H48ZM74 254H75V252H73ZM59 255L58 257L56 256V255ZM79 254V253H78ZM81 254V253H80ZM85 257H89L90 258V255H89V253H82ZM82 254H81V256H82ZM201 254V253H200ZM199 255V254H198ZM70 256H72V254L70 255ZM77 256V255H76ZM80 256V257H81ZM73 257V256H72ZM78 257V256H77ZM76 257V258H77ZM85 257H84V259H85ZM71 258V257H70ZM74 259V258H73ZM80 259V258H79ZM87 259V258H86ZM193 259V258H192ZM81 260H82V258H81ZM214 260V259H213ZM70 262H71V259L69 260ZM72 261H74V260H72ZM211 262H212V260H210ZM75 263V262H74ZM77 263V262H76ZM75 263V264H76ZM208 263V262H207ZM214 263V262H213ZM71 264H73V262H71ZM209 264V263H208ZM212 264V263H211Z\"/></svg>",
    "mask_w": 264,
    "mask_h": 264
}]
</instances>
